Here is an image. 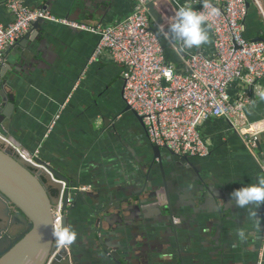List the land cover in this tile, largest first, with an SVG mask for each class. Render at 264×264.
<instances>
[{
  "label": "crops",
  "instance_id": "obj_1",
  "mask_svg": "<svg viewBox=\"0 0 264 264\" xmlns=\"http://www.w3.org/2000/svg\"><path fill=\"white\" fill-rule=\"evenodd\" d=\"M246 2L249 6L245 37L255 41L264 37V0ZM6 3L7 0H0V24L3 25L13 19ZM24 3L29 8L43 5L56 17L97 27L122 21L141 2L24 0ZM173 3L176 9L168 3L170 17L182 6L221 7L219 0H175ZM159 12L166 26L170 17ZM208 33L209 43L198 48L178 45L177 50L166 43L165 61L175 65L177 72L184 73V60L189 55L200 53L210 57L213 36L209 28ZM98 40V35L91 32L42 22L6 50L0 65V113L6 117L7 135L24 152L63 173L71 184L69 202L72 203L67 225L77 232L76 241L68 246L74 260L78 264H105L107 254L93 249L90 242L92 210L103 203L132 197L143 184L140 168L150 164L158 181L162 179V172L168 188L167 198L180 201L174 218L183 229L177 231L178 235L165 230L167 227L155 223L156 214L145 222L142 219L123 224L113 221L111 232L115 242L128 247L130 243L134 246L135 238L140 241L138 264H264V205L258 209H241L230 196L233 190L264 178V130L257 136L256 147H249L242 134L223 119H210L199 128L209 155L190 157V160L209 180L212 192L205 198L196 195V205L201 204L204 210L189 218L193 208L181 201H187L186 197L195 191L191 188L188 192L191 185L187 179L193 169L184 168L185 178L176 176L171 167L173 155L163 149L160 172L143 124L123 100L121 67L112 63L105 53L91 60ZM241 91L252 99L245 110L247 121L264 120V100L258 94L264 91V77L247 88H242L238 81L228 88L232 98ZM52 121V129L47 132ZM175 184L179 188H171ZM75 187L89 190L79 194ZM217 206H225L218 228L212 220ZM251 210L257 211L260 223L250 216ZM241 230L246 233L243 241L237 235Z\"/></svg>",
  "mask_w": 264,
  "mask_h": 264
},
{
  "label": "built area",
  "instance_id": "obj_2",
  "mask_svg": "<svg viewBox=\"0 0 264 264\" xmlns=\"http://www.w3.org/2000/svg\"><path fill=\"white\" fill-rule=\"evenodd\" d=\"M167 1L171 5L175 0ZM219 2L221 10L209 4L196 9L206 14L215 12L208 21L213 36L212 55H189L184 60L185 72L179 73L175 65L165 61L164 48L151 30L150 17L142 2L122 21L90 27L56 17L44 8H29L24 0H7L13 19L7 25L0 24V65L6 50L39 20L91 32L99 37L91 60L105 53L112 63L121 67L123 100L141 118L152 145L165 147L178 156L206 157L209 148L199 128L210 119H223L242 134L247 146L256 147L257 136L264 130V120L247 121L245 110L251 97L241 91L232 98L228 88L236 81L247 88L264 77V37L255 41L245 37L246 0ZM53 124L54 121L47 132ZM0 138L25 159L7 138ZM61 206L60 201L52 209L53 227L62 225ZM61 247L56 245L53 254Z\"/></svg>",
  "mask_w": 264,
  "mask_h": 264
},
{
  "label": "water",
  "instance_id": "obj_3",
  "mask_svg": "<svg viewBox=\"0 0 264 264\" xmlns=\"http://www.w3.org/2000/svg\"><path fill=\"white\" fill-rule=\"evenodd\" d=\"M139 1L147 9L151 30L158 36L162 46L169 43L178 50L177 41L171 38L166 39L158 31L164 24L159 11H162L165 17L172 15L169 12L171 9L168 3L165 0L157 3L154 0ZM172 6L176 9L174 3ZM248 6L249 4L246 2V7ZM40 8H44V6L41 5ZM217 8L221 10L220 7ZM42 22L39 20L32 23L30 29H37ZM26 38L30 40V36H26ZM257 40H263V37H259ZM127 109L137 116L128 106ZM6 114L4 111V116ZM137 118L142 123L141 118L138 116ZM5 119L6 117L4 118L0 113V137L7 138L25 155V159L0 138V223L3 224L0 229V264H47L56 247L53 236L52 209L61 201L63 212L61 223L67 225L70 213L69 204L72 203L69 202L71 184L63 173L24 152L7 135ZM163 149L173 155L171 167L176 176L185 178L183 177L184 168L193 169L187 179L191 185L188 187V192L191 188L195 191L189 198L186 197L187 201H181V204L190 209L193 208L194 212L188 215L189 218H193L201 210H204L201 204L196 205L194 201L196 195L200 194L205 198L208 193L212 192L209 188V180L195 169L190 157L178 156L165 147L153 145L151 147L153 159L158 161L160 172ZM29 159L33 162H30ZM151 168L150 164L140 168L143 184L142 187L134 191L132 197L128 195L126 199L119 202L103 203L100 207L92 210L94 220L89 230L90 242L93 249L99 253L107 254L108 260L105 264H138L140 261L142 249H137L140 241L135 238L134 246L130 243L128 247L115 242L111 232L113 221L123 224L128 223L131 219L133 221L142 219L145 222L156 214L158 218L155 223L167 227L165 230L177 234L178 230L183 229V226L177 224L174 218V211L178 209L180 201L172 202L167 198L168 188L162 172V179L158 181V177L153 176ZM171 188H179V184H175ZM75 191L81 193L78 187H75ZM223 211H225V206H217L213 212L215 216L212 220L215 221L216 228L222 223ZM70 247L62 246L57 250L52 255L49 264H78L72 256L73 251Z\"/></svg>",
  "mask_w": 264,
  "mask_h": 264
},
{
  "label": "clouds",
  "instance_id": "obj_4",
  "mask_svg": "<svg viewBox=\"0 0 264 264\" xmlns=\"http://www.w3.org/2000/svg\"><path fill=\"white\" fill-rule=\"evenodd\" d=\"M215 12L205 13L196 10L192 6L179 7L175 14L169 18L166 26H160L158 31L164 35L166 39H174L181 48L191 49L199 47L202 44L209 43L210 37L208 28L209 16ZM259 97L264 100V91H260ZM234 205L241 209H258L264 205V178H259L255 183L243 185L230 193ZM250 216L260 223L257 211L251 210ZM239 240L246 238L245 231L241 230L237 233ZM53 236L57 246H70L77 239V232L68 225H55L53 227Z\"/></svg>",
  "mask_w": 264,
  "mask_h": 264
},
{
  "label": "flooded vegetation",
  "instance_id": "obj_5",
  "mask_svg": "<svg viewBox=\"0 0 264 264\" xmlns=\"http://www.w3.org/2000/svg\"><path fill=\"white\" fill-rule=\"evenodd\" d=\"M3 226V224L2 223H0V229H1V227Z\"/></svg>",
  "mask_w": 264,
  "mask_h": 264
}]
</instances>
